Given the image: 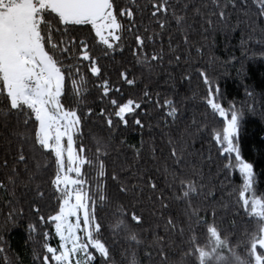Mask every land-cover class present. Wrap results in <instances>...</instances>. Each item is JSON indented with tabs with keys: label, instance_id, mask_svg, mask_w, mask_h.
<instances>
[{
	"label": "trees",
	"instance_id": "trees-1",
	"mask_svg": "<svg viewBox=\"0 0 264 264\" xmlns=\"http://www.w3.org/2000/svg\"><path fill=\"white\" fill-rule=\"evenodd\" d=\"M112 3L122 25L113 49L91 25L64 26L50 11L41 25L45 50L65 75L60 102L80 117L75 144L86 161L81 177L90 222L99 225L93 238L108 250L107 258L94 252V264H257L254 241L255 254H264L257 203L264 202V0H167V12L155 17L152 5L162 0ZM124 9L133 20L120 15ZM80 41L101 67L99 76L78 59ZM104 81L107 95L99 87ZM112 100L140 107L125 114V125ZM233 110L242 115L234 143L254 166L251 187L235 154L223 151ZM38 127L31 110L10 111L0 82V264H44L45 255L54 264L44 245L59 252L62 243L50 220L62 204L53 183L57 158L39 145Z\"/></svg>",
	"mask_w": 264,
	"mask_h": 264
},
{
	"label": "snow or ice",
	"instance_id": "snow-or-ice-1",
	"mask_svg": "<svg viewBox=\"0 0 264 264\" xmlns=\"http://www.w3.org/2000/svg\"><path fill=\"white\" fill-rule=\"evenodd\" d=\"M166 5L167 0L152 5L154 9L152 16L166 13ZM46 11L54 13L64 26L91 25L95 35L107 49H113V40H120L117 33L122 30V25L114 13L112 0H0V82L6 89L9 109L16 113H23L25 109H28L34 113L35 121L39 125L36 134L39 145L45 149L53 150L57 158V174L53 183L57 190L62 193V204L58 213L50 217V220L55 223V232L62 241L60 245L62 250L57 254L58 250L48 246L47 243L44 247L47 253L51 255L54 264H73L72 256L77 253L87 257V264H94L97 256L93 255V252L98 253L101 258H107L108 250L99 240L93 239V232L90 230L94 227L98 231L99 225L90 224L87 197L83 194L84 181L81 177V167L86 161L77 156L73 148V133L78 131L80 117L75 111L65 110L60 102V97L64 91L65 75L61 67L57 66L58 62L45 51L43 43L45 38L41 33V25L46 23L44 20ZM120 15L129 17L130 21L134 18L131 9H124ZM73 43L75 42L73 41ZM137 43L142 46L144 39L137 36ZM79 44L81 54L78 59L88 61L91 74L99 76L101 67L90 54L87 43L80 41ZM52 47L55 48L56 46L53 45ZM60 51L67 54L69 49L64 47ZM153 59H157V57L154 56ZM121 75L127 84L135 83L134 80L128 79L127 74L122 73ZM205 81L207 82V77H205ZM76 83L77 81H72L74 87ZM99 87L103 88L104 95L110 91L107 81H104ZM111 103L118 107L115 115L125 125L127 124L124 119L125 114L132 113L140 107L132 100H128L123 105H117L115 100H112ZM208 103L219 112L220 117L226 115L218 103H213L211 99ZM174 113L175 109L170 115ZM241 119L242 115L238 111L233 110L231 112L227 127L224 129L223 140L227 142V147L223 151L235 154V161L239 171L244 176L245 185L251 187L256 179L254 166L242 158L239 145L234 143ZM135 122L137 125L140 124L139 120ZM24 123L27 124V120ZM107 123L111 126L112 120L109 118ZM65 137L67 138V149L62 143ZM216 139L217 141L221 140L219 134H217ZM65 151H67L69 162L67 172L64 171L66 167L64 162ZM19 159L24 161L25 157L20 155ZM87 162L91 163L90 161ZM69 172L74 173L76 178L69 176ZM184 196L187 197L188 193L185 192ZM248 203V200L243 201L246 213ZM257 203L260 204L261 208L259 215L264 217V202L258 201ZM37 211L39 210L37 209ZM253 211L255 212V208ZM81 212L82 216L80 215ZM72 217H75V223L70 221ZM40 219L43 221L44 217ZM81 219L84 224L83 228L80 224ZM133 219L135 222H139V217H133ZM78 231H83L84 237L77 235ZM210 232L214 238L213 243L219 247L221 241L216 239V229L212 228ZM262 237L258 243L259 247L264 250V238ZM45 238L47 239V234H45ZM256 247L257 242L254 241L251 245L252 255L257 264H264V257L255 254ZM90 248L92 252L89 251ZM202 255L205 254L202 253ZM220 259L223 260L224 258L221 257ZM43 262L49 264L48 255L43 257ZM75 264H82V261L77 259Z\"/></svg>",
	"mask_w": 264,
	"mask_h": 264
},
{
	"label": "rangeland",
	"instance_id": "rangeland-1",
	"mask_svg": "<svg viewBox=\"0 0 264 264\" xmlns=\"http://www.w3.org/2000/svg\"><path fill=\"white\" fill-rule=\"evenodd\" d=\"M46 51V50H45ZM65 109V108H64ZM67 110V109H66ZM78 116V115H77ZM62 143H63V145H64V148L65 149H67V138L65 137L64 138V140L62 141ZM73 148L75 149V151H76V154H77V156H79V157H82L83 159H84V157H83V155H81V153H80V151H78V149H77V147H76V144H75V132L73 133ZM55 153V152H54ZM64 162H65V169H64V171L65 172H67V165H68V157H67V151H65V153H64ZM81 169H82V167H81ZM68 175L69 176H71L72 178H76V176H75V174L74 173H68ZM63 187V186H62ZM83 194H85L86 195V192L83 190ZM87 197V196H86ZM73 202H74V200H73ZM86 203H88V198H87V200H86ZM80 215L82 216V212L80 213ZM70 221L72 222V223H75V217H72V218H70ZM80 224H81V228H83L84 227V224H83V220L81 219V222H80ZM90 224H91V222H90ZM91 231H92V228L90 229ZM77 235H79V236H81V237H84V232L83 231H78L77 232ZM94 239V238H93ZM95 240V239H94ZM62 242V241H61ZM70 246V245H69ZM60 250H62V249H60ZM59 250V251H60ZM89 251L90 252H92V250L91 249H89ZM57 254H59V252H57ZM93 255H94V252H93ZM261 257H264V254L261 256ZM77 259H79V260H81L82 261V264H87V257L86 256H84L83 254H81V253H77V254H74L73 256H72V261H73V264H75V260H77Z\"/></svg>",
	"mask_w": 264,
	"mask_h": 264
},
{
	"label": "bare ground",
	"instance_id": "bare-ground-1",
	"mask_svg": "<svg viewBox=\"0 0 264 264\" xmlns=\"http://www.w3.org/2000/svg\"><path fill=\"white\" fill-rule=\"evenodd\" d=\"M264 253V252H263Z\"/></svg>",
	"mask_w": 264,
	"mask_h": 264
}]
</instances>
